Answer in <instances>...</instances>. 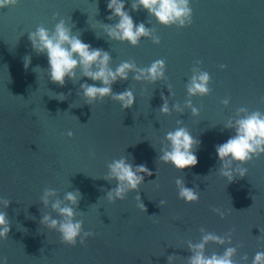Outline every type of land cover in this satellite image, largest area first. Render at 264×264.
<instances>
[{
	"label": "water",
	"instance_id": "obj_1",
	"mask_svg": "<svg viewBox=\"0 0 264 264\" xmlns=\"http://www.w3.org/2000/svg\"><path fill=\"white\" fill-rule=\"evenodd\" d=\"M134 2L126 0V10L151 31L135 45L109 36L106 26L119 17L108 0H17L0 7V211L10 225L0 257L7 264H190L189 245L209 233L224 242L208 241L206 256L233 247L235 264H251L264 251V153L242 165L244 175L233 162L232 180L222 175L216 153L234 135L226 124L241 108L264 112V0H191L186 27L160 24ZM61 20L108 52L112 69L135 66L112 83L111 95L90 101L81 85L102 84L80 68L63 85L52 81L47 54L33 47L30 33L41 26L54 32ZM157 60L165 62L163 77L136 79L135 69ZM193 68L211 74L209 94L188 93ZM129 89L135 102L124 107L115 94ZM181 126L199 141L197 165L183 170L160 159L166 133ZM120 158L148 171L140 173L138 188L110 200L117 181L108 165ZM178 179L198 201L179 196ZM50 190L55 195L46 205ZM70 191L80 193L71 205L75 219L94 233L75 246L43 222L45 215L63 219L51 205L70 204Z\"/></svg>",
	"mask_w": 264,
	"mask_h": 264
},
{
	"label": "clouds",
	"instance_id": "obj_2",
	"mask_svg": "<svg viewBox=\"0 0 264 264\" xmlns=\"http://www.w3.org/2000/svg\"><path fill=\"white\" fill-rule=\"evenodd\" d=\"M17 0H0V7H7L15 4ZM143 7L150 15L155 16L160 24L165 26L178 25L186 27L192 23L193 9L191 0H135L133 8ZM108 8L115 17H119L116 24L106 26L110 37L127 40L135 45L141 37L150 36L151 31L145 24H137L133 17L126 10V0H108ZM33 47L41 53H46L49 63V74L53 82L63 85L66 78H75L76 69L80 68L85 76L92 80L100 81L102 86L95 84H82L84 95L89 100H95L98 96L104 97L112 94L111 85L118 78L127 79L129 70L135 66L129 62L120 64L115 69L109 66L110 55L102 49H94L88 43L82 41L77 34H73L64 20L55 26L54 32H49L45 27H38L36 31L30 33ZM157 42H159L157 40ZM197 64L202 62L197 60ZM27 67V62L26 65ZM165 62L163 60L154 61L146 69H135L138 72L136 79L147 78L155 81L163 77L165 72ZM226 68V65H220ZM95 68V70H93ZM211 74L202 68H193V75L187 85L190 95H207L211 92L209 87ZM115 98L122 102V106L130 107L135 102L132 91L115 94ZM225 104L228 103L226 99ZM162 112H169L167 101L161 106ZM197 110L193 108L195 114ZM242 115H238L234 120H229L226 127L234 129V135L230 136L225 142L216 146V153L221 162L222 175L232 180L233 170L229 167L233 162H237V171L244 175L247 171L242 165L250 161L253 156L264 153V112L259 110L249 112L246 108L239 110ZM71 135V133H69ZM168 147L163 149L160 159L165 163H171L177 169H187L197 165L198 158L194 151V146L199 142L194 138L186 127H176L166 133ZM110 177L117 181V186L108 193L109 199L115 197L123 198L127 189H136L143 182L140 173L147 172L144 165L129 163L126 158L113 160L109 165ZM180 186L179 196L186 201H198L199 194L191 188L183 185V181L177 180ZM55 195L54 191H46L44 203L47 205L49 196ZM80 198L79 191L66 193L65 199L70 204H63L59 199L52 203V208L57 211L63 219H57L51 215H45L43 222L51 228H56L61 234V240L65 244L75 246L78 241L85 244L87 237L94 233L83 232L82 221L75 219V209L71 206L78 203ZM5 205L8 201H3ZM165 203V201H161ZM143 207V205H141ZM216 211V209H214ZM10 231L9 221L4 212L0 211V238H6ZM83 232V234H82ZM223 243V238L206 234L198 244H190L193 255L190 264H235L232 256L236 249L227 248L223 255L204 254L205 244L208 241ZM172 259L171 257L169 258ZM246 259V257H245ZM0 264H7L6 258L0 257ZM251 264H264V251H257L252 258Z\"/></svg>",
	"mask_w": 264,
	"mask_h": 264
}]
</instances>
